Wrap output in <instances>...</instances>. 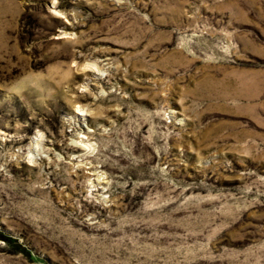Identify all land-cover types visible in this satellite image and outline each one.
<instances>
[{
	"label": "rangeland",
	"instance_id": "obj_1",
	"mask_svg": "<svg viewBox=\"0 0 264 264\" xmlns=\"http://www.w3.org/2000/svg\"><path fill=\"white\" fill-rule=\"evenodd\" d=\"M0 264H264V0H0Z\"/></svg>",
	"mask_w": 264,
	"mask_h": 264
},
{
	"label": "bare ground",
	"instance_id": "obj_2",
	"mask_svg": "<svg viewBox=\"0 0 264 264\" xmlns=\"http://www.w3.org/2000/svg\"><path fill=\"white\" fill-rule=\"evenodd\" d=\"M52 10H53V13H57L58 12V11H56V9H55L54 6H52ZM65 35H66V33H62V34H60L59 38H65L64 37ZM89 70L95 72V71H98V68L97 67H90ZM75 113H76V115L83 116V117L86 116V115H88L87 110H85L84 108H81V107H77ZM83 145L86 146L87 144L84 143ZM35 149H36V147H33L32 148L33 152H34ZM29 157H30V155H29Z\"/></svg>",
	"mask_w": 264,
	"mask_h": 264
}]
</instances>
